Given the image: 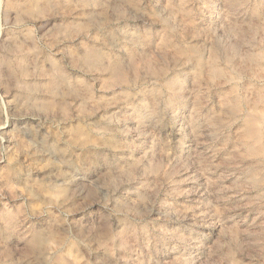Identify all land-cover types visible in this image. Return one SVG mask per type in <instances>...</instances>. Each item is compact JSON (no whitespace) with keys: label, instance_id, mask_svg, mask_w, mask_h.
<instances>
[{"label":"rangeland","instance_id":"rangeland-1","mask_svg":"<svg viewBox=\"0 0 264 264\" xmlns=\"http://www.w3.org/2000/svg\"><path fill=\"white\" fill-rule=\"evenodd\" d=\"M0 264H264V0H0Z\"/></svg>","mask_w":264,"mask_h":264},{"label":"bare ground","instance_id":"bare-ground-1","mask_svg":"<svg viewBox=\"0 0 264 264\" xmlns=\"http://www.w3.org/2000/svg\"><path fill=\"white\" fill-rule=\"evenodd\" d=\"M213 73L214 74H218V71H217L216 68L213 69ZM247 139H249V140H252V139L255 140V139H257V132L253 129V125L250 122L248 124V129H247Z\"/></svg>","mask_w":264,"mask_h":264}]
</instances>
